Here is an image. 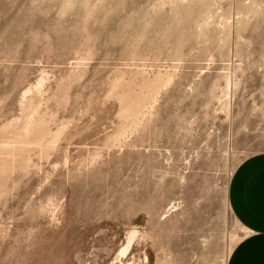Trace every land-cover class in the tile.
Here are the masks:
<instances>
[{"label":"rangeland","instance_id":"374dc122","mask_svg":"<svg viewBox=\"0 0 264 264\" xmlns=\"http://www.w3.org/2000/svg\"><path fill=\"white\" fill-rule=\"evenodd\" d=\"M261 154L264 0H0V264H227Z\"/></svg>","mask_w":264,"mask_h":264},{"label":"crops","instance_id":"0c3cea01","mask_svg":"<svg viewBox=\"0 0 264 264\" xmlns=\"http://www.w3.org/2000/svg\"><path fill=\"white\" fill-rule=\"evenodd\" d=\"M229 204L245 233L233 246L227 264H264V154L234 171Z\"/></svg>","mask_w":264,"mask_h":264},{"label":"bare ground","instance_id":"6f19581e","mask_svg":"<svg viewBox=\"0 0 264 264\" xmlns=\"http://www.w3.org/2000/svg\"><path fill=\"white\" fill-rule=\"evenodd\" d=\"M138 230H136V229H133V230H131V231H129L128 232V235H127V237H126V243L120 248V250L117 252V257L118 258H120V257H125L127 254H128V252H129V250H130V248H131V246H132V244H133V241L137 238V236H138ZM116 256V255H115ZM114 256V257H115ZM146 256H147V253H146ZM144 257V256H143ZM117 260V259H116ZM137 260V259H136ZM143 262V261H142ZM121 264V263H120ZM127 264H135L134 262H128Z\"/></svg>","mask_w":264,"mask_h":264}]
</instances>
